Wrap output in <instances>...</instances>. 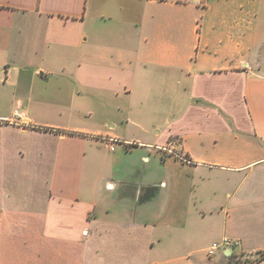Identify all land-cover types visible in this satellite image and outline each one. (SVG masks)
<instances>
[{
  "label": "crops",
  "instance_id": "obj_1",
  "mask_svg": "<svg viewBox=\"0 0 264 264\" xmlns=\"http://www.w3.org/2000/svg\"><path fill=\"white\" fill-rule=\"evenodd\" d=\"M224 237L264 264V0H0V264H226Z\"/></svg>",
  "mask_w": 264,
  "mask_h": 264
},
{
  "label": "rangeland",
  "instance_id": "obj_2",
  "mask_svg": "<svg viewBox=\"0 0 264 264\" xmlns=\"http://www.w3.org/2000/svg\"><path fill=\"white\" fill-rule=\"evenodd\" d=\"M93 110L95 111V115H93L91 117H88L87 111H86V105L85 106H82V110L78 114L77 121H76L75 124H77V125H87V126L92 127V128H95L96 125H99V127H103L102 125L104 124L105 119L110 115V113L107 112V111H105V110H103V107L101 105L100 106H93ZM89 149H90V151H89ZM78 150L80 152L79 154H80L81 158H83V159L85 158V160H89L90 154L92 152L97 156V160L98 161H100L101 159H103L108 154L109 155L111 154V152L109 153L107 150H105V148L102 145H96V146L93 145L92 149L89 148L88 146H86V147H84V146H78ZM83 153H85V154L87 153L85 155V157L81 155ZM145 167H146V169L148 167H149V169H153V167H155V166H154V164L152 162L139 163V168H140V171L141 172H142V170ZM79 169L80 168H76L75 176L78 177L79 176V173H80V175L86 174V173H84L85 172L84 169H82V170H79ZM98 191L104 192L103 186L100 183H99V186H98ZM144 236L139 239V242L141 241L142 243H144V241H143L144 240ZM142 251L143 250H141V252ZM227 259H228V257H227ZM241 260H244L245 261L246 259H241ZM124 261L126 262L127 260L124 259ZM230 263H232V261H230L228 259V261H227L226 264H230ZM250 264H257V262H256V260H253V261L250 262Z\"/></svg>",
  "mask_w": 264,
  "mask_h": 264
},
{
  "label": "built area",
  "instance_id": "obj_3",
  "mask_svg": "<svg viewBox=\"0 0 264 264\" xmlns=\"http://www.w3.org/2000/svg\"><path fill=\"white\" fill-rule=\"evenodd\" d=\"M113 150V147H111ZM183 160V158H181ZM239 246V243L236 240L230 239L228 237H224L222 240L218 242H213L206 250L205 254L207 259H211L215 256L216 253L222 252L227 253L226 256L230 257L233 254V250H235Z\"/></svg>",
  "mask_w": 264,
  "mask_h": 264
},
{
  "label": "trees",
  "instance_id": "obj_4",
  "mask_svg": "<svg viewBox=\"0 0 264 264\" xmlns=\"http://www.w3.org/2000/svg\"><path fill=\"white\" fill-rule=\"evenodd\" d=\"M263 256H261L260 259H264V254H262ZM228 259L230 261H232V263L230 264H250V262L248 260H241L242 258L241 257H238L236 255H232L230 257H228Z\"/></svg>",
  "mask_w": 264,
  "mask_h": 264
}]
</instances>
